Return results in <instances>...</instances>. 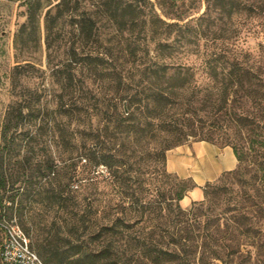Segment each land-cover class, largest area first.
I'll use <instances>...</instances> for the list:
<instances>
[{
	"label": "trees",
	"instance_id": "obj_1",
	"mask_svg": "<svg viewBox=\"0 0 264 264\" xmlns=\"http://www.w3.org/2000/svg\"><path fill=\"white\" fill-rule=\"evenodd\" d=\"M9 1L19 3L24 8L21 15L26 17L15 35L16 49L23 53L28 39L33 37L39 44L43 22L48 71L63 81L62 93L55 96V112L69 120L63 124L52 120V129L57 130L58 136L55 131L52 135L60 139L58 143L69 154V160L75 155L83 162L80 171L69 176L65 188L77 177L80 187L88 191L99 166L106 167L113 177L126 173L127 188L132 190L128 194L129 209L144 210L133 223L138 224L145 218L147 205L140 194L135 195L139 185L128 174L131 171L127 160L125 172L121 146H114L117 143H113L112 135L118 136L120 145L126 136L131 155L144 153L142 143L151 145L161 162L162 178L168 177L164 169L167 151L188 142L220 144L232 148L237 168L208 184L203 190L204 199L193 202L189 210L182 208L181 201L198 187L189 185V179L175 177V191L166 205L174 216L166 234L174 241L177 235L189 234L194 222L199 227L202 223L209 227L210 217L206 213L208 220L204 222L203 213L215 211L216 203H221L223 215H231L225 216V230L248 234L254 228L261 231V226L253 225L250 218L255 207L264 210V64L251 62V55L230 43L226 34L253 31L252 21L264 19V0H202L204 11L197 17L195 14L201 10L197 3L201 0ZM65 20L70 22L73 41L63 59L59 56L60 45L55 42L64 38L61 26ZM103 20L119 32L126 30V80L117 68L118 58L112 49L96 46ZM218 32L225 35L218 36ZM18 62V76L20 70L33 66L29 59ZM98 76L107 77V88L112 91L93 96V104L87 98L78 100L74 96L77 83ZM104 85L105 82L100 84L102 88ZM22 102L16 107L10 105L2 122L0 140L4 146L13 145L21 135H30L35 111L31 100ZM249 104L256 105V109ZM73 119L77 120L75 128ZM50 121H46L47 126ZM4 164L2 155L0 193L8 186ZM44 170L47 176L55 175L53 166ZM157 191L166 200L161 188ZM3 202L0 194V206ZM161 211L162 217H170L166 207H161ZM199 217L200 222H193ZM4 222L0 212V224ZM221 225H216V231L221 230ZM126 227H133L130 221L126 220ZM0 231L2 244V227ZM147 239L145 249L152 258L154 253L155 259L161 255L179 257L180 250L166 252L152 237ZM178 240L180 243L182 236ZM184 245L181 244L182 251L186 249ZM59 258V264H90L96 256L77 250Z\"/></svg>",
	"mask_w": 264,
	"mask_h": 264
},
{
	"label": "rangeland",
	"instance_id": "obj_2",
	"mask_svg": "<svg viewBox=\"0 0 264 264\" xmlns=\"http://www.w3.org/2000/svg\"><path fill=\"white\" fill-rule=\"evenodd\" d=\"M197 6L201 10L194 17L204 11L202 0ZM22 11L24 8L19 7V3L0 0V132L10 105L15 104L16 107L22 100H31V108L35 111L28 137L19 136L11 146H4L0 140V156H4V172L8 180L6 190L0 193L4 199L0 206L4 223L19 227L29 238L32 249L46 264H59V255H70L77 250L96 256L94 263L90 264H264V210L258 207H255L256 212L250 219L253 225L261 226L260 232L255 230L257 228L250 234L245 231L230 233L227 228L225 230V218L231 215H223L221 203H216L213 208L215 211L205 210L203 213L204 222H207V216L210 217L209 227L205 223L199 227L194 222H200L199 217L193 220L189 234L177 235L174 241L166 234L174 216L172 208L166 205L171 202L169 199L175 191V177L189 179V185L196 184L197 187L196 182L199 181L202 190L214 183L216 180L208 181L207 172L216 162L227 165L220 156L219 149L225 148L220 144H211L216 147L217 154L202 151L201 147L205 143L210 144L207 142H188L167 151L164 169L168 177L162 178L161 162L151 145L142 143L144 153L131 155L126 148V136L120 145L118 136L112 135L113 143H117L114 146H121L120 154L125 172L127 160L131 171L128 174L139 185L135 195L140 194L143 204L147 205L145 218L138 224L133 225L144 210L129 209L131 202L128 194L132 190L127 188L126 173L113 177L106 167L99 166L95 182L88 191L80 187L77 177L72 178L68 188L64 187L69 176L80 171L83 162L75 155L69 160V154L58 143L60 139L52 135L57 131L52 129V120L63 124L68 118L55 112V96L62 93L63 81L53 78L48 71L43 22L40 43L37 44L33 37L28 39L23 53L20 54L16 49V32L26 21V17L21 15ZM69 24V20L63 22L61 28L64 38L55 42L56 46L60 45L59 56L63 59L73 41ZM251 25L254 27L251 32L229 33L226 37L230 43H235L238 48L248 52L251 62L259 61L264 64V19L254 20ZM255 29L258 30L257 33L254 32ZM100 32L96 46L100 49H112L118 58L117 68L122 71L126 80V30L119 32L115 26L103 20ZM222 34L225 35L217 33L218 36ZM22 59H29L33 66L20 70L21 76H18L15 68ZM106 80V76H98L90 77L84 83L79 82L74 96L78 100L87 98L93 104V96H103L112 91L107 88L109 81ZM104 82L102 88L100 84ZM249 106L256 109V105ZM75 117L76 115L73 118ZM46 121H50L48 126ZM73 121L75 128L77 120ZM57 136L58 132L55 137ZM47 166H53L55 175L47 176V171L44 170ZM159 188L165 193L166 200L157 193ZM239 194L241 197L243 190ZM90 200L92 206L88 204ZM192 204L193 202L183 203L181 206L184 210H189ZM242 205L245 207L247 204L244 201ZM161 207L167 208V212H163L168 213L169 218L162 217ZM126 220L133 227H126ZM245 221L249 222L247 219ZM217 222L222 224L219 232L216 231ZM180 236L182 241L179 243ZM151 237L166 252L180 250L179 257L161 255L155 259L154 253L152 258L144 243V240ZM1 239L0 231V244ZM175 241L179 243L177 246L173 243ZM181 244H185V251H182ZM63 264L69 262L65 261Z\"/></svg>",
	"mask_w": 264,
	"mask_h": 264
},
{
	"label": "built area",
	"instance_id": "obj_3",
	"mask_svg": "<svg viewBox=\"0 0 264 264\" xmlns=\"http://www.w3.org/2000/svg\"><path fill=\"white\" fill-rule=\"evenodd\" d=\"M4 238L0 248L1 264H46L32 249L30 240L17 226L2 223Z\"/></svg>",
	"mask_w": 264,
	"mask_h": 264
},
{
	"label": "crops",
	"instance_id": "obj_4",
	"mask_svg": "<svg viewBox=\"0 0 264 264\" xmlns=\"http://www.w3.org/2000/svg\"><path fill=\"white\" fill-rule=\"evenodd\" d=\"M204 145L205 146L201 147L202 151L206 153L217 154L216 147L214 145L206 144V143ZM219 151H220V156L222 157V159H224L227 162V165L226 166L221 165L222 162L221 163L216 162L215 166L213 168H210V170L207 172L208 173L207 175L209 177L208 181L217 180L224 172L233 171L238 166V161L231 147H225L224 149H219ZM196 183L199 187L188 192L185 198L181 201V204L183 203L190 204L191 202H197L204 199V192L200 188L201 185L199 181H197Z\"/></svg>",
	"mask_w": 264,
	"mask_h": 264
}]
</instances>
